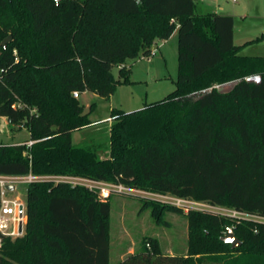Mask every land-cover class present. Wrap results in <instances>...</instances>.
Wrapping results in <instances>:
<instances>
[{
  "label": "trees",
  "instance_id": "1",
  "mask_svg": "<svg viewBox=\"0 0 264 264\" xmlns=\"http://www.w3.org/2000/svg\"><path fill=\"white\" fill-rule=\"evenodd\" d=\"M197 1L0 0V43L11 36L0 44V116L32 141L0 144V174L123 184L264 216V55L242 54L256 39L234 44L233 16L197 13ZM174 31L175 89L135 111L111 109L106 157L94 140L73 143L95 109L73 92L109 97L130 82L125 61ZM25 199L24 233L2 240L0 264H110L109 198L44 180L27 184ZM186 214L185 253L149 237L115 264H264L263 222ZM227 228L238 247L222 241Z\"/></svg>",
  "mask_w": 264,
  "mask_h": 264
},
{
  "label": "rangeland",
  "instance_id": "2",
  "mask_svg": "<svg viewBox=\"0 0 264 264\" xmlns=\"http://www.w3.org/2000/svg\"><path fill=\"white\" fill-rule=\"evenodd\" d=\"M211 10L218 14L233 16L235 43L254 38L264 27V0L197 1V13H206ZM156 44L152 45V50H156L154 56L148 57L140 52L136 59L125 61V67L129 70V83L118 84L114 92L107 98L90 91L84 92L79 98L80 103L84 106V111L88 110L90 104H94L95 109L89 114V118L91 121L96 120L93 127L85 130L89 135L85 137V141L80 143L94 140L96 144L101 145V157L108 155V150L104 152V145L108 142V129L113 123L111 118V124L106 121L110 116L111 109L119 108L126 112L135 111L141 109L145 103L162 99L175 89L178 54L177 32H173L165 43L158 42V47ZM244 52L263 55L264 40L259 44H253ZM244 52L241 53L244 54ZM123 66L124 64L120 67ZM118 68L114 67L112 70L116 79L120 78ZM225 88V86L221 87V89ZM81 131L74 133L73 143H79ZM28 139L29 132L23 123H10L5 117L0 116V144H21L25 141L28 142ZM67 180L70 185H82V180L71 178ZM26 186L27 184L18 187L24 200ZM173 197L174 195L170 193L151 194L140 188L114 192L110 195V264H115L135 252L144 243L149 242V237L158 241L164 253H185L189 231L187 211H219V207L209 203L186 198L183 199V206L179 207L182 212L164 208L163 205H173ZM148 202H158L161 212L157 215L152 214V206Z\"/></svg>",
  "mask_w": 264,
  "mask_h": 264
},
{
  "label": "built area",
  "instance_id": "3",
  "mask_svg": "<svg viewBox=\"0 0 264 264\" xmlns=\"http://www.w3.org/2000/svg\"><path fill=\"white\" fill-rule=\"evenodd\" d=\"M59 0H54L57 4ZM264 33V27L262 28ZM156 50L150 51L149 56H154ZM75 97H78V92H73ZM32 141H28L27 145H31ZM78 179L82 180L81 184L87 187L89 190L95 192L97 197L101 200L108 199L114 192H124L127 190H133L132 188L126 187L123 184H112L102 181H94L82 178L74 177H62L55 175H35L31 172L23 175H4L0 174V245L4 238L14 239L21 236L24 231L26 222V199L22 197V192L18 190L20 185L29 184L32 182L52 180L54 182L66 181L67 179ZM7 186H12V189H8ZM151 193V192H147ZM156 194V193H151ZM163 195V194H162ZM184 198L177 197L174 195L172 203L173 205L180 207L183 206ZM187 199V198H186ZM211 205V204H210ZM219 207V211L214 212L223 216L232 217L235 219H255L264 223V216H256L248 212L239 211L236 209L212 205ZM19 227L21 232H19ZM148 246V244H147Z\"/></svg>",
  "mask_w": 264,
  "mask_h": 264
},
{
  "label": "crops",
  "instance_id": "4",
  "mask_svg": "<svg viewBox=\"0 0 264 264\" xmlns=\"http://www.w3.org/2000/svg\"><path fill=\"white\" fill-rule=\"evenodd\" d=\"M200 1H202V0H200ZM214 0H210V2H213ZM208 12H210V13H217L216 11H213V10H211V11H206V13H208ZM263 28V27H262ZM262 28H261V31L258 33V35H256L254 38H252V39H249V40H245V41H242V42H240V43H235L234 42V30H233V43L234 44H237V45H241V44H243V43H245V42H248V41H252V40H255L256 39V41H254V42H252V43H250V44H247V45H245L243 48H242V50H241V52H244L245 50H247L248 49V47H250V46H252L253 44H259V43H261L263 40H264V33H262ZM175 32V31H174ZM168 39H166V40H160V41H158V42H160V43H165V41H167ZM158 42H157V46L156 47H158ZM243 54V53H242ZM244 55H261V54H256V53H245L244 52ZM264 55V54H263ZM86 92V91H85ZM84 92H82V93H79V95H78V99L80 98V96L83 94ZM93 122H95L94 120H92ZM106 121H108V124H111L112 122L110 121V117H108V119H106ZM77 131H81V130H77ZM77 131H74L73 133H72V141H73V135H74V133L75 132H77ZM82 133H81V135H79V139H78V142L80 143V142H83V141H85L84 139H85V137L87 136V135H89V134H87L88 132H85V130L84 131H81Z\"/></svg>",
  "mask_w": 264,
  "mask_h": 264
},
{
  "label": "water",
  "instance_id": "5",
  "mask_svg": "<svg viewBox=\"0 0 264 264\" xmlns=\"http://www.w3.org/2000/svg\"><path fill=\"white\" fill-rule=\"evenodd\" d=\"M11 39V36H7L1 41V45L7 44ZM8 189H12V186H7ZM19 232H21V228L19 227ZM222 241L225 243H228L231 245L232 248H236L240 245V241L238 238L234 235V231L232 228H227L226 229V235L222 237Z\"/></svg>",
  "mask_w": 264,
  "mask_h": 264
}]
</instances>
